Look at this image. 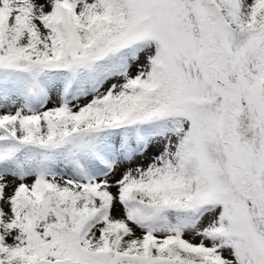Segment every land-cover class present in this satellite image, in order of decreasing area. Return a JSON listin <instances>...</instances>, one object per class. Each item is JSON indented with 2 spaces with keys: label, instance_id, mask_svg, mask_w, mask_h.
Returning a JSON list of instances; mask_svg holds the SVG:
<instances>
[{
  "label": "snow or ice",
  "instance_id": "6c2138e0",
  "mask_svg": "<svg viewBox=\"0 0 264 264\" xmlns=\"http://www.w3.org/2000/svg\"><path fill=\"white\" fill-rule=\"evenodd\" d=\"M0 264H264V0H0Z\"/></svg>",
  "mask_w": 264,
  "mask_h": 264
}]
</instances>
